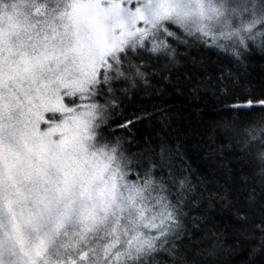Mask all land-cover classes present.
I'll use <instances>...</instances> for the list:
<instances>
[{
  "label": "snow or ice",
  "instance_id": "6c2138e0",
  "mask_svg": "<svg viewBox=\"0 0 264 264\" xmlns=\"http://www.w3.org/2000/svg\"><path fill=\"white\" fill-rule=\"evenodd\" d=\"M0 264H264V0H0Z\"/></svg>",
  "mask_w": 264,
  "mask_h": 264
},
{
  "label": "trees",
  "instance_id": "16d2710c",
  "mask_svg": "<svg viewBox=\"0 0 264 264\" xmlns=\"http://www.w3.org/2000/svg\"><path fill=\"white\" fill-rule=\"evenodd\" d=\"M256 70L258 71V68ZM147 102L151 103L152 101H147ZM169 103L173 104L177 109L178 114H180L183 117L181 123L185 130H188V128L191 126V128L194 131H202V129H200L199 126L197 125V120L200 118L197 116L198 112L204 114L203 115L204 120H210L212 118L211 117L212 108L210 107L211 101H207V102L198 101V102H194L189 107H185V105L188 104L189 102L186 101L183 97H176L170 100ZM196 139L197 137L193 135L188 142L192 143ZM193 166H195V164Z\"/></svg>",
  "mask_w": 264,
  "mask_h": 264
}]
</instances>
